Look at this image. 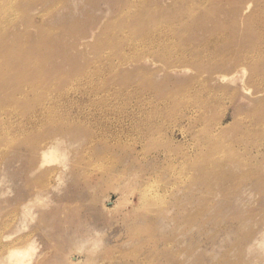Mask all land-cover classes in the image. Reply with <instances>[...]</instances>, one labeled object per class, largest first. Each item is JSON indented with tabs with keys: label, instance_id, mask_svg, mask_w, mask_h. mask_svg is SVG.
Here are the masks:
<instances>
[{
	"label": "rangeland",
	"instance_id": "obj_1",
	"mask_svg": "<svg viewBox=\"0 0 264 264\" xmlns=\"http://www.w3.org/2000/svg\"><path fill=\"white\" fill-rule=\"evenodd\" d=\"M19 249L264 264V0H0V264Z\"/></svg>",
	"mask_w": 264,
	"mask_h": 264
},
{
	"label": "bare ground",
	"instance_id": "obj_2",
	"mask_svg": "<svg viewBox=\"0 0 264 264\" xmlns=\"http://www.w3.org/2000/svg\"><path fill=\"white\" fill-rule=\"evenodd\" d=\"M8 256L9 260L6 264H25V249L14 250Z\"/></svg>",
	"mask_w": 264,
	"mask_h": 264
}]
</instances>
